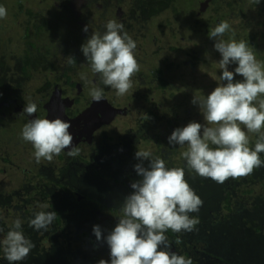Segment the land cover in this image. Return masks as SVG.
Wrapping results in <instances>:
<instances>
[{
  "label": "flooded vegetation",
  "instance_id": "af4514ba",
  "mask_svg": "<svg viewBox=\"0 0 264 264\" xmlns=\"http://www.w3.org/2000/svg\"><path fill=\"white\" fill-rule=\"evenodd\" d=\"M57 1H63L64 3L66 0H47V3L45 1H38L39 3L36 5L34 4L35 1L32 0L21 1L18 5H14L15 7L9 8V10L18 9L17 12L20 16L14 18L16 19L15 22L18 28H10L7 31V28H5L0 32V41L2 40L3 50L6 49V53H2L3 55L0 60V97L13 108L11 110L8 109L9 111L6 114L12 115L13 118H17L19 122L20 120L23 121V124H19L18 128L12 123L11 120H13V118L6 116V120L3 121L2 112L4 110V105L0 106V126L5 128L3 130L0 129V171L2 173H5L7 169H11L12 171L6 173L4 176V181L9 185L8 188L10 192L19 194V191H22L24 192L22 197H25V195H33L39 201H41V199L43 200L42 194L46 193V199L49 204L47 210H54L57 213L50 227V231L55 233V235L61 233V242L67 244V250L64 254L66 260L63 264H66V262L67 264H82L83 260L77 259L79 252L77 250H75V253L72 251L74 258L72 261L69 260L72 257L68 248L70 243L68 238L71 229L78 227L79 231H77V235L80 236L85 232L87 227L90 228L93 227V225L104 224L107 219L103 211L104 207H107L109 204L101 199L100 205L102 208L99 210L91 209L89 207L90 201L86 198V194L84 195L82 189L76 186H69L68 188L69 195L72 194L69 198L73 199L75 197V200L73 199L72 201H74L76 205L66 204L64 198L59 199V196L53 200V191L59 188V178L63 179L61 177L56 179L58 181L57 184L52 183L54 187H41V193L32 186L33 182L30 178L35 175V180L38 181L37 174H40L39 170L41 172L43 171L41 168L42 166L40 169L38 167L37 173L31 171L27 173L23 167H20L19 163L10 158L16 149H24L27 155L34 153L31 143L21 138L23 125L28 119H45L47 113L53 117L55 114L61 113L62 116L66 118V122L71 126L74 125L75 130L72 127L69 128V132L72 136L74 134L81 135L82 131L85 132V140L79 141V143L88 144L90 139L95 137L93 145L90 144L86 147L74 145V147L89 150L95 148L96 145L100 143L98 148L102 154L105 148L101 147L105 146L101 144V141H104V143L110 142V145H112L113 140L118 139L117 146L115 145L117 150L122 147L124 150L123 153L132 155L133 153L128 150V147L132 149L133 147L130 144L137 142L138 136L134 131L138 129H135V125L130 123V109L127 106L112 105L105 97L104 90L103 99L99 102L93 101V99L89 97V91L92 87L96 86L102 88L101 83H99V76L94 74L91 69L89 73L85 71L87 89H84L85 87L79 81L73 80L76 67L86 62L84 57L80 58L79 56L81 45L92 33H103L106 31L103 27L109 20L122 23L124 25V31L135 41L137 45L136 49L139 50V53L135 56L138 64H142L140 61H143L144 66L148 64L146 66L149 68L148 77H155L159 85L164 84V86H166L167 78L170 80V74L173 76L179 75V72L171 73L170 67L173 65L185 68L189 62L185 60H182L183 62H173L174 59L168 57L171 55V52L181 51L184 55H189L191 58V68H193L200 60V49L205 46L200 44V37L210 32L221 21H227L230 25V29L220 38L226 41L231 39H235L236 41H248L249 47L253 49L257 59L260 56L258 54L259 50H261L260 47L264 46V43L259 45V40L264 41V0H260L259 5L253 4L252 0H87V8L89 12L93 14V25L86 17H82L80 24L83 28L86 25L88 26L90 35L86 36L84 33L75 29L73 34L69 32L70 42L68 43L67 41L65 43L59 42L56 37L57 30L53 27L56 17H48V15L54 14V12L46 13V7H49L52 11L56 10L59 3ZM106 14H108V17L105 21H102ZM183 32H187L188 35H184ZM6 40L8 41L7 44H12L4 45L3 41ZM188 42L191 44H187ZM66 57H73L76 64L69 65ZM146 57L149 58L148 62L145 60ZM6 58L11 64L7 63V65L4 66L2 64L5 62ZM192 58L196 61L192 60ZM165 61L168 62L167 67L162 66ZM259 61L264 63V57L259 59ZM178 63L183 65H178ZM201 63L209 67V69L214 68L204 61ZM8 68H16V70H11L9 72ZM216 73L218 76L221 74L218 72ZM158 78L162 80L159 81ZM235 79L240 80L239 78ZM26 83L38 84L36 88L37 96L31 99L32 101L22 99L16 92L13 93L15 95L10 92V89L23 87ZM161 85L159 86V90L163 89ZM6 88H8V92L4 91ZM25 93L28 92L25 91ZM80 97L82 98L79 99ZM149 99L153 100V97L148 98L147 101ZM30 102L37 105V111L33 116L28 117L23 113V109L25 105ZM108 105L119 110L116 112L114 119L107 118L110 111L108 110ZM154 108V105H151L147 109V114H152ZM86 109L87 112L85 111ZM83 112H85L84 117L78 119L77 117ZM101 117H106V119L102 120ZM116 122H120L121 127H124L114 128V125L117 124ZM10 127H12V129H10ZM76 129H81V131H76ZM8 132H11V134H8ZM133 135H135L137 139L133 138ZM3 137L6 141H2L1 138ZM255 137H259V135ZM69 150L70 149L66 148L59 155H55L53 157V164L49 165L48 162L52 173H55L56 176L59 174L60 163ZM114 159L116 160V158ZM85 160L91 164L94 162L93 158L89 160L84 159L80 162L83 163ZM262 160H264V158ZM6 166L7 168H5ZM255 170L256 171L253 173L258 172L264 176V167ZM27 176L29 178L28 181L26 180ZM263 176L262 178H264ZM246 178L245 176V179ZM72 189L73 191L71 192ZM251 190L254 194V199L250 203H252L255 208L248 211L246 214L247 222L242 221L243 223L240 225L244 229L251 231V233L248 232V235L244 233L240 238V232L237 234L239 238L237 245L228 252L233 258L231 264H264V245H262V240H264V203L261 201L264 199V188L259 193H257L255 189ZM79 192H83V195ZM4 200L5 199H2V202ZM59 200L63 201L61 205H59ZM27 207L28 205H26V203H22L20 206L18 205L21 211L17 210L15 205L12 206V209L17 212L20 211L22 213L24 211L28 213ZM20 212L18 216H20ZM5 216L9 218L8 211L0 217V222L2 224L0 229H3V231H0V239H3L7 231L12 228V226H9V223L13 225V221L17 219V217H13L8 220ZM20 217L22 221L21 230L23 231V228H26L25 224H28L29 219L34 216L29 214L26 220H24L22 216ZM6 223L8 225H6ZM209 224L210 230L219 227L213 220H211ZM197 227L198 226H196L194 232H185V240L178 239L181 244L178 243V245L175 246V243L173 244V242H171L170 250L189 258L193 253L186 247L188 245L191 247L198 246L199 251H195V255L193 254L195 257V259L192 260L193 264H199V257L201 261H205V264H222V250L219 249V247L223 245L213 241V237L209 235L208 231H199ZM250 228L254 229L252 230ZM182 234L183 232L180 233V235ZM24 235L34 243L35 247L32 249L28 259L22 261L21 264H31L30 262L27 263V261L32 259V264H52V261H50L48 257L54 249V244L50 242L48 247H44V237L43 243L40 245L42 242V237L40 235H44V232L42 230L36 231L30 228V231L26 230ZM167 235L170 236L171 234L168 233ZM249 235L254 239L253 242L245 238ZM47 237L51 240V237L48 235ZM93 237H95V235H93ZM170 237H172L174 241L178 238V234L177 236L173 234V236ZM217 237L223 238L224 236ZM90 243L92 247L95 246L93 241ZM90 243L87 241L85 243L88 248L90 247ZM255 244H257V249L253 250ZM261 245L262 249H260ZM256 251H259V253H257L258 255ZM261 251L263 256L258 258ZM75 258L77 260H75ZM257 258L260 259V261H257ZM57 261L59 262L58 259ZM58 262L56 264H58ZM0 264H8V261L3 259L2 249H0Z\"/></svg>",
  "mask_w": 264,
  "mask_h": 264
},
{
  "label": "clouds",
  "instance_id": "9594fccd",
  "mask_svg": "<svg viewBox=\"0 0 264 264\" xmlns=\"http://www.w3.org/2000/svg\"><path fill=\"white\" fill-rule=\"evenodd\" d=\"M252 3L259 5L260 0ZM6 15V8L0 6V19ZM105 28L103 33H92L81 45V51L100 83L116 90L117 96H123L132 88V77L140 70L134 56L137 45L124 31L122 23L109 20ZM229 29V23L221 21L208 32L214 41V50L221 57L218 61L220 83L208 95L193 96L191 100L198 106L205 123L190 121L186 126L175 128L167 138L169 145L185 148L181 157L188 169L220 184L264 167V160L260 158L264 153V133H261L264 99L258 100L264 96V66L257 61L248 41L220 38ZM83 30L87 32L88 26ZM66 58L69 65L76 64L73 57ZM233 64L234 70L229 71V65ZM237 75L242 79L236 80ZM81 79L86 80V76L81 74ZM89 95L99 102L103 99V89L94 86ZM257 101L258 105L254 103ZM36 111L37 105L31 102L23 109L28 117ZM241 125L247 132L260 134L254 148L249 147V137ZM70 127L60 118H32L23 125L21 138L31 143L37 163L42 158L51 162L66 148L70 149L67 155L75 157L79 149L72 146ZM135 157L140 163L134 165V170L141 178L131 183L133 191L120 205L122 216L106 236L102 235L99 225L92 227L96 240H103L109 248L110 259H100L97 264H193L190 257L170 250L165 233L196 230L199 219L190 214L198 213L203 201L185 180L184 168H169L163 159L153 158L147 150H137ZM145 160L149 161L146 167ZM56 216L54 210L39 211L29 219L28 225L33 230L47 232ZM21 229L22 221L16 219L0 239L3 259L8 264H21L35 247Z\"/></svg>",
  "mask_w": 264,
  "mask_h": 264
},
{
  "label": "rangeland",
  "instance_id": "374dc122",
  "mask_svg": "<svg viewBox=\"0 0 264 264\" xmlns=\"http://www.w3.org/2000/svg\"><path fill=\"white\" fill-rule=\"evenodd\" d=\"M21 1L23 0H0V6L5 7L7 10L6 17L0 19V32L5 28H7L6 31L10 28H18V25L15 22L16 19H14L17 16H20L17 12L18 9L15 8L14 10H9V8H12L14 5H18ZM32 1H35V5L39 3L38 1H45L47 3V0ZM57 2L59 3L56 10L52 11L49 7H46V13L54 12V14L48 15V17H56L53 27L57 30L56 37L58 41L64 43L66 41L67 43L70 42V36L68 34L69 32L73 34V31H75V29L84 33L86 36L90 35L89 30L85 32L83 30V26L80 24V22L82 21V17H86L87 20H89L93 25V14L89 12L87 8V0H66L64 3L63 1ZM108 14L105 15V18L102 19V21H105V19L108 17ZM103 29H106L105 26L103 27ZM183 34L188 35L187 32H183ZM1 42L2 40L0 41V60L1 56L3 55L2 53H6V49L3 50ZM3 42L4 45L12 44H7V40ZM200 42L201 45L205 46L200 49V60L198 64L193 68H191V58L189 55H184L183 53H181V51L171 52V55H169L168 57H172L174 59L173 62H183L182 60L189 62L187 63L185 68L172 65L170 67V72H179V75L173 76L170 74V80L167 78L166 86H164V84H160L161 86H163V89L161 90H159L160 85L157 79L155 77H148L149 68L146 67L148 64L144 66L143 61H140L143 65L139 64V72L134 74L132 77V88L125 95L117 96L116 90L108 86L103 87V85L101 84L102 89L105 93V97L112 105L127 106L130 109V123L132 125H135V129H138L137 131H134L137 133L138 139L135 137V135H133V138H136L137 142L130 144L133 147L132 149L128 147V150L133 153L132 155L123 153L124 150L122 149V147L118 148L117 150L116 146L118 139H114L112 145H110V142L104 143V141H101V144H104L105 146L101 147L105 148L103 149L102 154L100 153V149L98 148V145L100 143H98L93 149H79V155L75 157H70L66 153L63 161H61L60 163L58 176H56L55 173H52L51 167H49L50 164H53V160L49 162L42 158L41 161L37 163L34 158V153L27 155L24 149H16V151L12 154V156H10V158L13 159V161L19 163L20 167H23V169L26 170L27 173L30 171L37 173L38 167L40 169V167L42 166L41 168L43 169V171L41 172L39 170L40 174H37L39 180H35V175L30 178L33 182L32 186L40 191V193L41 187H54L52 183L57 184L58 181L56 179L58 177L63 178H59V188L56 189V191H53V200H55L56 197L59 196L61 198H64L66 204L76 205V203L72 201L73 199L75 200V197L73 199L69 198V196L72 195H69V186H76L81 188L84 193H79H83L84 195L86 194V198H88L90 201L89 207L93 210L101 209V199L105 200L106 203L109 204L107 207H104L103 211L106 215L105 218H107V220L104 222V224H101L99 226L102 229V235L106 236L108 232L115 227L116 223L118 222V218L122 216L120 205L123 203L124 198L132 192L130 186L131 183L141 178L134 170V165L140 163V161L135 157L136 151H150L153 158L159 157L163 159L167 167L184 168L185 180L203 201L199 212L191 213L190 215L199 219V223L196 225L198 226L197 228L199 231H208L209 235L213 237V241L223 245L219 247V249L222 250V264H231L233 258L232 256H230V254H228V252L231 249L235 248V245H237V242L241 235H243L244 233H246L247 235L251 233V231L244 229L240 225L243 223L242 221L247 222L246 214L249 210L255 208V206L250 203L254 199V194H248V192L243 191L248 186L252 189H255L257 193L261 192L264 188V180L261 178V180H259L257 178V181H255L254 183H250L248 180H246L244 184H241L239 180L235 188H231L230 190L232 193L231 201L233 200L235 204H232V202L230 201L231 209H227L223 206L224 196L222 194L224 193V190L218 188L220 184L211 180L210 178H202L191 169H188L185 166L186 162L181 157V152L184 151L185 148H181L179 146H171L168 144L167 140V138L175 128L186 126L190 121H195L201 124L205 123L198 106L193 105L191 103V100L193 96L208 95L220 83L218 79L219 76L216 72H218L219 74L221 73L218 65V61L221 57L220 54L213 48L214 41L210 39L208 37V33H206L200 37ZM261 43H264V41L259 40V45ZM187 44L191 43L188 42ZM260 48L261 50H259L258 52L260 56L258 55L259 57L257 58V61L264 57V46ZM138 53L139 50H134V56H136ZM79 56L80 58L84 57L82 51H80ZM145 60L146 62H148L149 58L146 57ZM192 60L194 59L192 58ZM202 60L207 64L209 63V65L211 67L213 66L214 68L209 69V67L204 66V64L201 63L203 62ZM7 63L11 64V62L6 58L5 62L2 65L5 66L7 65ZM179 64L181 66L183 65L181 63H178V65ZM261 64L262 66H264V63L261 62ZM162 66L167 67L168 62H163ZM234 68V64L229 65V71H233ZM11 70H16V68H8L9 72ZM89 70L90 67L87 62L82 63L78 67H76V73L73 76V80L79 81L85 87L84 89H87V80H82L81 74L85 75V71L89 73ZM235 78L242 79V77L238 75ZM158 80L161 81L162 79L158 78ZM37 87L38 84L26 83L23 87L21 86L18 88L10 89V92L11 94L16 92L21 96L22 99L32 101L31 99H34L37 96ZM4 91L8 92V88L4 89ZM25 91H27L28 93H25ZM89 97L91 98L90 95ZM150 97H153V100L149 99L147 101V99ZM81 98L82 97H80L79 99ZM259 99H264V96L258 97V100ZM254 103H257L258 105V101ZM1 105H4V110L2 112L3 121L6 120V116L9 118H13L12 115L6 114L13 108L5 103V101L0 97V106ZM151 105H154V111L152 114H147V109ZM11 121L16 125V128L19 127V124H23V121L20 120L19 122L17 118H13V120ZM116 123L117 124L114 125V128H119L121 126L120 122ZM241 128L249 137V147L254 148L255 142L258 139V137L255 136L260 134L247 132V129L244 128L243 125H241ZM0 129L3 130L5 128L0 126ZM10 129H12V127H10ZM261 133H264V128L261 129ZM8 134H11V132H8ZM1 139L2 141H6L4 137ZM210 146L215 147L214 145ZM92 158L94 159L93 164L89 163L86 160L83 163L80 162L84 159L89 160ZM114 158H116V160ZM148 163L149 161L145 160L144 166L146 167ZM5 168H7V166ZM10 172H12L11 169H7L5 173H2L0 171V217L8 211L9 218L17 217V219H20V216H22L24 220H26L29 214L31 216H34L36 212L48 211L47 209L49 208V204L48 200L46 199V193L42 194L43 200L41 199V201H39L33 195H25V197H22V194H24V192L22 191H19V194L10 192L8 188L9 185L4 181L5 174ZM26 180H29L28 176L26 177ZM72 191L73 189L71 190V192ZM2 199L5 200L2 202ZM261 201L264 203V199ZM61 202H59V205H61ZM22 203H26V205H28V213H25L24 211L22 213L20 212L21 210L18 208V205L20 206ZM13 205H15L17 210H20V216H18L19 212L12 209ZM5 218L9 220L8 217L5 216ZM211 220H213L216 225H219V227L214 230H210L209 223ZM1 226L2 224L0 222V228ZM10 226H12V224H10ZM250 229L253 230L254 228ZM77 231H79L78 227L72 228L68 238L70 240L68 248L72 255L69 260H73V253H75V250L79 251L77 259H82V264H97L100 259H110L109 248L106 242H104L103 240L97 241L96 237H93L94 234L92 232V227H87L85 229V232H83V234L80 236L77 235ZM169 232L171 234L170 236H173V234L177 236L178 234V238L176 237L177 239L173 241L172 237L168 236V233H165L169 243L173 242V244L175 243L174 245L177 246L178 243L181 244L178 239L185 240V232H183L182 235H180V233H174L171 230ZM239 232L240 236L238 238L237 234ZM60 234L61 233L55 235V233H52L49 228L47 232L44 233V235H40L42 237V242L40 245H42L43 238L45 237L43 243L44 247H48L51 240L55 242L54 249L48 257L50 261H52V264H56L58 262V256L64 255L65 251L67 250V244L61 242L62 238L60 237ZM47 235H51V240L47 237ZM217 236L224 237L218 238ZM86 241L89 243L93 241L95 246L92 247L90 243V247L88 248V246L85 244ZM186 248L190 250L194 255L195 251H199L198 246L191 247L190 245H188ZM256 249L257 244L253 246V250ZM193 254H191L190 256L192 260L195 259ZM262 256L263 255L261 252L258 258H261ZM258 258L256 260L260 261V259ZM77 259L75 258V260ZM198 260L199 264H205V261H201L200 257L198 258ZM28 262L32 264L33 259L27 261V263Z\"/></svg>",
  "mask_w": 264,
  "mask_h": 264
},
{
  "label": "trees",
  "instance_id": "16d2710c",
  "mask_svg": "<svg viewBox=\"0 0 264 264\" xmlns=\"http://www.w3.org/2000/svg\"><path fill=\"white\" fill-rule=\"evenodd\" d=\"M260 158H261V160L264 158V153H261L260 154ZM256 170L254 169V171L253 172H255ZM262 174H259L258 172H256V173H252L251 175H248V176H246L247 178L245 179V177H241V178H239V179H232V178H229L228 180H226L224 183H222V184H220V186H218V188L219 189H222V190H224V193L222 194L224 197V199H223V206L225 207V208H227V209H231V205H230V201H231V198H232V193H231V188H235V186L237 185V183L239 182V180H240V182H241V184H244V182H246V180H248L250 183H254L255 181H257V178L259 179V180H261L260 178H262ZM264 177V176H263ZM253 178V179H252ZM244 179H245V181H244ZM263 180H264V178H262ZM252 188H250V187H248L247 186V188L246 189H244V191L243 192H248V194L249 193H252L251 190ZM131 191H133L132 190V188H131ZM61 197H59V199H60ZM259 201V200H258ZM59 202H61L60 200H59ZM232 202V204H235V202L232 200L231 201ZM59 215V214H58ZM58 219H59V216H58ZM107 219V218H106ZM110 220V219H109ZM3 222V221H2ZM6 225H8L7 223H6ZM9 226H10V223H9ZM25 226H26V228H23V231H24V233L26 232V230L27 231H30V227H28L29 225L28 224H25ZM170 230H168L167 232L170 234V232H169ZM44 233H45V231H43ZM49 237H51V235H48ZM242 236V235H241ZM52 238V237H51ZM246 239H250L251 240V242H253L254 241V239L252 238V237H249V236H247V237H245ZM263 241V243H262V245H264V240H262ZM52 242V244H54L55 242L54 241H51ZM262 245H261V247H260V249H262ZM262 252V251H261ZM257 253H259V251H256V254ZM244 258H245V255H244ZM58 260H59V262H58V264H63L64 262H65V255H59V258H57Z\"/></svg>",
  "mask_w": 264,
  "mask_h": 264
},
{
  "label": "water",
  "instance_id": "95a60500",
  "mask_svg": "<svg viewBox=\"0 0 264 264\" xmlns=\"http://www.w3.org/2000/svg\"><path fill=\"white\" fill-rule=\"evenodd\" d=\"M108 110H110L109 111V115H108V119L109 118H113L114 119V117L116 116V112L117 111H119L118 109H115V108H113L111 105H108ZM86 112H87V109L85 110ZM84 115H85V112H83L82 114H80L77 118L78 119H81V118H83L84 117ZM56 118H60L61 120H63V121H66V118L65 117H63L62 116V114L61 113H57V114H55L54 115V117L53 116H51V115H49L48 113H47V116H46V118L45 119H49V120H53V119H56ZM101 119L102 120H105L106 119V117H101ZM72 122V121H71ZM74 130H75V128H74V125L73 126H71ZM124 126H120L119 128H123ZM73 129H72V131H73ZM69 131V130H68ZM76 131H81V129L80 130H77L76 129ZM99 132H101V131H99ZM84 131H82V134L81 135H73V141H72V146H74V145H78V146H81V147H86L87 145H90V144H94V141H95V137L93 138V139H90V141H89V143L88 144H81V143H79V141H84L85 140V138H86V134H85V136H84ZM88 133V132H87ZM99 135H100V133H99ZM79 138H80V140H79ZM77 142V143H76Z\"/></svg>",
  "mask_w": 264,
  "mask_h": 264
}]
</instances>
